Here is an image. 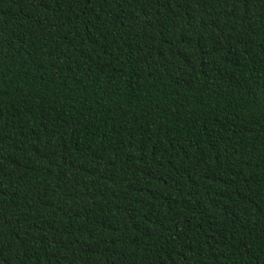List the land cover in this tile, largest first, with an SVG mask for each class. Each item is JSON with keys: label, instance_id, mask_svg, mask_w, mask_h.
Returning <instances> with one entry per match:
<instances>
[{"label": "trees", "instance_id": "obj_1", "mask_svg": "<svg viewBox=\"0 0 264 264\" xmlns=\"http://www.w3.org/2000/svg\"><path fill=\"white\" fill-rule=\"evenodd\" d=\"M0 264H264V0H0Z\"/></svg>", "mask_w": 264, "mask_h": 264}]
</instances>
